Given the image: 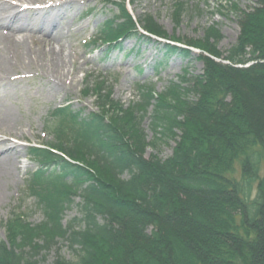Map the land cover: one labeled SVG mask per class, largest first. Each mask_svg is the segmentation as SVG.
Segmentation results:
<instances>
[{
	"label": "trees",
	"instance_id": "trees-1",
	"mask_svg": "<svg viewBox=\"0 0 264 264\" xmlns=\"http://www.w3.org/2000/svg\"><path fill=\"white\" fill-rule=\"evenodd\" d=\"M104 1L114 14L90 45L108 54L127 38L152 44L162 55L157 72L169 58L190 61L189 50L139 33L137 24L163 34L152 17L135 23L127 0ZM237 20L239 35L225 54L216 50L214 28L207 30L196 57L201 75L184 71L160 94L137 85L138 101L128 110L112 105L97 84L98 112L62 106L50 113L70 126L61 120L53 144L30 148L39 169L26 188L44 219L34 225L11 210L0 264H264V111L252 105L257 98L264 108V0ZM150 108L151 131L166 126L177 138L166 159L143 157ZM113 109L120 114L107 117ZM73 207L77 216L64 223ZM62 242L74 261L60 256ZM52 250L56 257L46 263Z\"/></svg>",
	"mask_w": 264,
	"mask_h": 264
},
{
	"label": "rangeland",
	"instance_id": "rangeland-1",
	"mask_svg": "<svg viewBox=\"0 0 264 264\" xmlns=\"http://www.w3.org/2000/svg\"><path fill=\"white\" fill-rule=\"evenodd\" d=\"M256 1L127 0L128 12L135 23L139 16L148 15L162 29L161 36L152 35L158 42L172 44L192 53L190 61L177 56L169 58L166 68L157 72L155 61L162 57L160 49L155 50L152 44H145L137 38L123 40L121 50L115 49L108 54L106 46H90L104 21L114 14L113 8L105 6L104 0H66L65 2H72L73 13L64 17L62 22L59 21L60 25L57 26L64 37L60 41L52 42L53 48L57 52L61 51L63 68L57 69L43 49L33 44L30 47L34 50L28 53L27 59L17 61L15 66L5 73L0 72V104L11 109V127L22 131L23 134L18 139L0 127V139L23 148L19 155L17 171L12 168L10 176L0 183V240H7L5 224L10 219L11 210L15 209L19 215L23 212L34 225L44 219L42 213L37 210L33 194L26 188V180L39 169L38 162L29 155L30 148L53 144L52 136L61 125V120H65L64 124L70 126L67 118H52L50 113L53 110L71 106L75 111L98 112L94 95V86H98L97 84L104 86L108 91L112 105L116 103L122 109L128 110L138 101L137 85L152 86L154 92L160 94L170 84L179 83V78L185 75L184 71L191 76L201 75L203 64L196 57L200 54L199 45L207 30L214 28L218 34L216 50L225 54L239 35L238 14L255 7ZM36 2L46 6V10L49 8L44 18L50 20L56 12V9H51L54 4L49 3V0ZM23 5L33 8L35 6L25 3ZM135 50L139 51V54ZM136 66L140 67L141 74L137 72ZM56 81L60 85H57ZM90 87H93V93H90ZM83 91L87 92V95ZM252 102L254 109L264 111L261 101L254 98ZM113 110L114 112L107 110L105 115L110 117L120 114ZM150 110L151 108L142 124L146 143L143 157L166 159L171 156L177 138L173 139L174 136L166 131V126L158 128L155 134L151 131ZM80 160L88 165L93 163V160L86 156H80ZM74 200L76 203L80 202L78 197ZM77 214L76 207L66 210L64 223L75 218ZM58 247L60 256L68 261L75 260V255L66 243L62 242ZM58 250L50 251L46 263L55 259Z\"/></svg>",
	"mask_w": 264,
	"mask_h": 264
},
{
	"label": "bare ground",
	"instance_id": "bare-ground-1",
	"mask_svg": "<svg viewBox=\"0 0 264 264\" xmlns=\"http://www.w3.org/2000/svg\"><path fill=\"white\" fill-rule=\"evenodd\" d=\"M36 1L38 0H0V72L5 73L15 66L17 61L27 59L28 53L34 50L30 47L33 44L43 49L57 69L63 68L61 51L57 52L52 42L60 41L64 37L57 26L60 25L59 21L62 22L64 17L73 13V4L65 2L66 0H49V3L54 4L53 8L52 5L49 7L56 9L54 16L49 20L44 18L49 8L46 10V6ZM24 3L35 6L26 7ZM36 20L39 21L35 22ZM12 123L11 109L0 104V127L9 134L12 133L14 137L21 138L22 131L14 130ZM22 150L20 145L0 139V183L10 176L12 168L17 171Z\"/></svg>",
	"mask_w": 264,
	"mask_h": 264
}]
</instances>
